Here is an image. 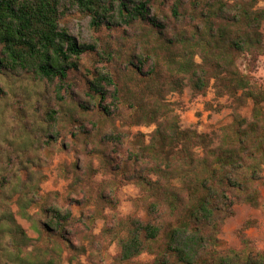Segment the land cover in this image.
Wrapping results in <instances>:
<instances>
[{
    "label": "trees",
    "instance_id": "obj_1",
    "mask_svg": "<svg viewBox=\"0 0 264 264\" xmlns=\"http://www.w3.org/2000/svg\"><path fill=\"white\" fill-rule=\"evenodd\" d=\"M71 1L90 17V27L107 32L110 40L79 41L61 25L64 0H0V73L64 82L71 72L82 71L89 100H75L67 111L75 136L85 154L100 156L103 167L143 191L144 219L117 218L102 229L119 246L118 264H146L136 259L144 252L154 255L152 264H264V250L246 234L254 219L237 229L241 248L219 247V233L235 204L262 205L264 84L238 60L253 67L264 55V0H170V14L160 8L169 0ZM86 55L105 68L84 67ZM185 86L195 94L212 87L237 106L250 100L251 115L236 112L215 144L210 133L181 128L179 115L165 101L167 92ZM59 99L62 105L64 96ZM57 113L48 108L43 114L47 137L64 121ZM93 113L109 127L95 123ZM153 123L148 141L141 132L122 130ZM28 141L21 152L39 159L33 136ZM91 164L77 168L84 170L68 187L75 197L64 203L51 200L58 192H39L41 172L30 169L23 177L0 167V264H64L65 247L72 252L69 264L77 254L93 253L90 227L98 215L105 217L102 207L117 204L119 180L96 184ZM11 201L40 238L27 236ZM74 203L83 207L79 215Z\"/></svg>",
    "mask_w": 264,
    "mask_h": 264
},
{
    "label": "rangeland",
    "instance_id": "obj_2",
    "mask_svg": "<svg viewBox=\"0 0 264 264\" xmlns=\"http://www.w3.org/2000/svg\"><path fill=\"white\" fill-rule=\"evenodd\" d=\"M63 3L64 13L61 25L65 26L79 41L91 42L96 36L101 37V43L110 40L107 32H97L90 27V17L73 5L71 0H64ZM169 5L170 0L160 8L163 12L170 14ZM114 35H116L115 32ZM196 60L199 61V57H196ZM81 62L84 67L105 68V66L102 67L103 63L89 55L84 56ZM238 64L242 70L250 74L254 81L264 84V55L258 57L253 67H248L244 58H240ZM81 72H71L68 80L64 82H60L58 79L39 81L28 74L0 73V167H6V171L10 174L16 171L23 177L30 169L41 172L43 179L39 183V192L41 194L58 192L56 196L51 197L54 203H64L68 196L75 197V194L69 192L68 187L75 175L84 170L77 168H85L89 162L96 170L93 175L96 184L117 178L119 180L117 204L114 207L109 205L102 207L101 210L105 217L98 215L90 227V232L96 239L93 253L91 254L88 249L85 253L77 254L71 263L118 264L119 246L115 240H111V237L104 236L102 229L105 226H114L117 218L133 216L144 219L146 212L142 201H140L143 191L140 186L126 181L120 175L103 167L100 156L94 155V153L85 154L83 145L75 136V122L68 118L67 111L70 106H75V100L84 104L89 100L85 93L84 78ZM83 72L86 71L83 70ZM60 96H64L62 105L59 104ZM165 101L179 115L181 128L191 127L199 132L210 133L214 137L215 144L220 143L223 129L231 124L234 114L238 112L249 117L253 106L250 100L238 106L234 105L229 96H216L212 87L205 94H195L190 86H185L182 92H167ZM105 102L109 103V100ZM48 108L56 110L58 117L64 119L55 125V130L52 131L50 137L45 135L47 129L43 126L45 124L43 114ZM90 118L95 123L106 125V128L109 127L108 122L95 113L90 115ZM31 121H34L35 124L31 125ZM116 124L119 127L120 121L118 120ZM155 127L154 123L151 125L133 124L124 125L122 130L129 129L132 134L141 132L144 134L145 141H148ZM28 136L29 139L30 136H33L35 140L33 147L37 149L39 159L33 160L28 153L27 156L21 152L20 146L24 142H29ZM90 146L88 145V148ZM28 158L31 161H28ZM115 160L120 162L121 156L115 157ZM259 188L262 203L260 207H253L244 202L234 205V215L226 219L219 233L220 249L241 248L242 244L237 229L247 219H254L255 225L249 227L246 234L256 248L264 250V176ZM92 193H95V189L92 190ZM94 206L92 203L88 204L86 208L92 209ZM10 207L27 236L33 239L40 238L33 223L18 213V206L14 201L10 202ZM72 210L79 215L83 207L74 203ZM37 211V206L30 209L31 213ZM71 238H75V235ZM71 255L70 249L65 247L64 264H69L68 258ZM153 258L154 255L144 252L136 259L146 264H152Z\"/></svg>",
    "mask_w": 264,
    "mask_h": 264
}]
</instances>
